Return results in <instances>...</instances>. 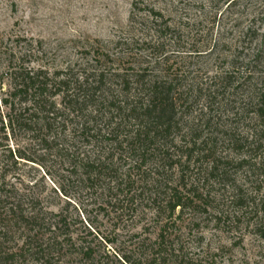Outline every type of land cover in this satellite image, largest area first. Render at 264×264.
Listing matches in <instances>:
<instances>
[{
  "label": "trees",
  "instance_id": "obj_1",
  "mask_svg": "<svg viewBox=\"0 0 264 264\" xmlns=\"http://www.w3.org/2000/svg\"><path fill=\"white\" fill-rule=\"evenodd\" d=\"M255 35L247 31L248 37ZM27 43L26 51L11 53L3 70L8 90L1 129L7 135L23 132L31 146L53 153L63 163L62 183L100 190L107 198L101 210L111 208L121 218L140 208L149 211L154 236L140 244L137 257H122L124 264H235L224 258L225 246L195 255L190 249L202 247V220L208 216L225 227L240 226L250 215L254 218L247 227L263 228L264 188L256 190L263 192L257 204L240 187L250 178L252 186H261L256 179L264 176V86L252 85L251 71L232 87L223 85L231 79L227 73L212 80H218L213 94L221 99L215 116L220 125L225 115L232 119L215 130L214 118L204 126L195 124L199 118L192 106L200 95L171 69L163 79L156 73L159 67L142 62L140 70L123 69L124 57L131 55L127 50L114 55L94 50L91 60L92 52H84V64L50 71L28 62L42 53V44ZM263 56L259 51L253 63ZM242 123L246 127L239 132ZM10 158L33 162L20 150L10 151ZM201 182L206 183L202 191ZM208 185L229 189L227 212L214 204ZM3 198L0 264H70L74 256L79 264H105L93 249L77 245L63 211L18 191ZM11 233L14 245L5 248Z\"/></svg>",
  "mask_w": 264,
  "mask_h": 264
},
{
  "label": "rangeland",
  "instance_id": "obj_2",
  "mask_svg": "<svg viewBox=\"0 0 264 264\" xmlns=\"http://www.w3.org/2000/svg\"><path fill=\"white\" fill-rule=\"evenodd\" d=\"M249 29L256 32L255 37L247 36ZM31 41L34 46L42 44V53L32 54L28 62L50 71L84 64V52H92L87 57L91 60L94 50L111 55L127 50L131 55L124 57L123 69L140 70L142 62L144 67H159L156 73L163 79L171 69L173 76L179 75L184 85L192 86L202 97L195 98L192 106L199 118L195 124L204 126L214 118L212 124L218 123L215 130H222L232 119L228 121L225 115L220 125L215 116L221 99L213 94L218 80H212L227 73L231 79L223 85L232 87L245 80L250 70L252 85L264 86V56L253 63L259 51H264V0H0V197L10 198L18 191L27 199H40L54 212L63 211L78 246L90 247L105 264H124L122 257H137L140 244L154 236L149 211L140 208L121 218L111 208L101 210L107 198L100 190L62 183L63 163L53 153L31 146L23 132L7 135L1 129L7 114L2 100L8 90L3 70L11 53L26 51ZM127 61L135 63L128 65ZM245 127V123L237 125L239 132ZM18 150L33 162L11 159L10 151ZM221 151L228 153L222 147ZM263 178L256 179L261 186H252L251 178L240 186L257 204L263 199V192H256L264 188ZM204 186L206 183H199L200 191ZM208 186L205 189L213 190L214 204L227 212L229 189ZM248 216L240 226L229 223L225 227H218L213 216L204 218V243L201 248L192 245L191 254L215 252L225 246L224 258L235 264H264V223L263 228H248L254 218ZM13 237V233L5 237V248L13 247ZM67 261L79 264L77 256Z\"/></svg>",
  "mask_w": 264,
  "mask_h": 264
}]
</instances>
